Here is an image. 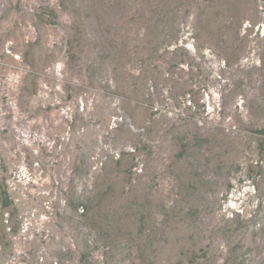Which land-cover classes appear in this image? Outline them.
<instances>
[{
  "label": "rangeland",
  "instance_id": "rangeland-1",
  "mask_svg": "<svg viewBox=\"0 0 264 264\" xmlns=\"http://www.w3.org/2000/svg\"><path fill=\"white\" fill-rule=\"evenodd\" d=\"M0 264H264V0H0Z\"/></svg>",
  "mask_w": 264,
  "mask_h": 264
}]
</instances>
